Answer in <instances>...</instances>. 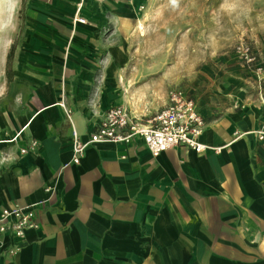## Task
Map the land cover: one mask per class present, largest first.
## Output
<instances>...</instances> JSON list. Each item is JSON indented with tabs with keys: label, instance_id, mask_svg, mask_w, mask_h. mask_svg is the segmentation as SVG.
I'll list each match as a JSON object with an SVG mask.
<instances>
[{
	"label": "crops",
	"instance_id": "0c3cea01",
	"mask_svg": "<svg viewBox=\"0 0 264 264\" xmlns=\"http://www.w3.org/2000/svg\"><path fill=\"white\" fill-rule=\"evenodd\" d=\"M119 1L0 0V214L31 208L39 226L0 236V264H264L263 99L215 119L196 103L202 154L153 158L136 139L73 164L74 134L87 142L109 109L168 102L138 107L124 91Z\"/></svg>",
	"mask_w": 264,
	"mask_h": 264
},
{
	"label": "rangeland",
	"instance_id": "374dc122",
	"mask_svg": "<svg viewBox=\"0 0 264 264\" xmlns=\"http://www.w3.org/2000/svg\"><path fill=\"white\" fill-rule=\"evenodd\" d=\"M119 1V0H118ZM115 45L123 56L125 93L136 106L186 93L207 119L264 99V0H121ZM245 45L255 62L237 54ZM239 94V95H238ZM211 118V117H210Z\"/></svg>",
	"mask_w": 264,
	"mask_h": 264
},
{
	"label": "built area",
	"instance_id": "2783aa9c",
	"mask_svg": "<svg viewBox=\"0 0 264 264\" xmlns=\"http://www.w3.org/2000/svg\"><path fill=\"white\" fill-rule=\"evenodd\" d=\"M80 24L85 20L77 18ZM243 60L255 62L251 49L245 45L237 48ZM257 75L264 80V70L258 69ZM264 108V99H263ZM67 118L71 121V112L61 104ZM205 121L199 114L196 102L181 90H171L165 108L152 116L139 117L126 106H117L99 116L96 129L87 142H82L77 134L73 140V164L78 165L87 148L97 145H130L136 139H142L153 156L160 155L175 148H183L202 154L209 148L201 142ZM260 142H264V112L260 128L254 132ZM35 148L32 144L21 150L28 154ZM221 149H215L220 152ZM36 216L31 208L15 207L3 210L0 214V236L10 235L19 239L31 229H37Z\"/></svg>",
	"mask_w": 264,
	"mask_h": 264
},
{
	"label": "trees",
	"instance_id": "16d2710c",
	"mask_svg": "<svg viewBox=\"0 0 264 264\" xmlns=\"http://www.w3.org/2000/svg\"><path fill=\"white\" fill-rule=\"evenodd\" d=\"M12 56V55H11ZM9 61H10V57H9ZM9 73H10V70H9Z\"/></svg>",
	"mask_w": 264,
	"mask_h": 264
}]
</instances>
